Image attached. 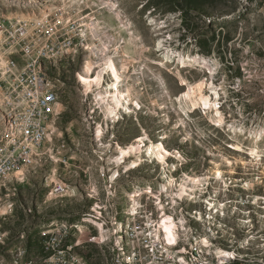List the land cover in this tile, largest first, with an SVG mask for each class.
Instances as JSON below:
<instances>
[{
    "label": "rangeland",
    "instance_id": "obj_1",
    "mask_svg": "<svg viewBox=\"0 0 264 264\" xmlns=\"http://www.w3.org/2000/svg\"><path fill=\"white\" fill-rule=\"evenodd\" d=\"M60 7L63 12L89 14L95 20L87 24L88 31L79 34L81 30H77L79 38L74 40L83 45L76 57H70L72 52L65 63L60 58L46 63V74L53 73L60 81L56 111L62 112L53 123L38 164L24 176L9 177L0 184V264H42V235L63 227L92 230L97 244H87L78 252L94 264H113L115 229L128 230L126 242L131 249L129 219L135 201L147 193L150 200L161 199L162 208L152 205L142 214L141 235L146 229L155 232L157 225L149 227L148 223L160 220L163 211L177 221L185 216L192 235H205L207 210L202 201L215 198L213 203L223 207L225 214L213 213L211 223L221 221L241 245L264 241V3L0 0V22H39ZM112 13L120 14L117 20ZM92 29L110 49L120 52L115 62L109 60L107 80L129 77L125 81L129 96L119 108L118 123H111L93 100L102 80L94 73L101 65L95 69L90 65ZM167 52L169 61L164 58ZM200 58L210 60L213 79ZM84 66L92 69L86 78L81 75ZM211 82L226 90V94L218 91L219 103L211 112V118L221 121L220 126L213 125L209 117ZM188 84L200 92L206 104L194 108L188 98L180 101ZM94 122L104 127L102 140L94 138ZM60 136L66 149L50 159ZM116 145L125 154L119 155ZM127 169L130 180L124 181L125 173L119 172ZM56 179H62L65 186L63 196L48 194ZM221 180L227 186L221 188ZM244 182L249 190H244ZM110 184H116L112 193ZM185 188L196 190L200 197L184 199L179 193ZM171 190L172 194L161 195ZM241 203L242 209L232 207ZM112 205L114 208L106 207ZM87 206L91 211L84 210ZM245 213L258 221L254 225L239 221L232 227L233 219L242 220ZM230 214L233 218L224 217ZM109 215H114L113 225L106 218ZM242 247L252 249V244ZM18 253L24 254L16 263Z\"/></svg>",
    "mask_w": 264,
    "mask_h": 264
},
{
    "label": "built area",
    "instance_id": "obj_2",
    "mask_svg": "<svg viewBox=\"0 0 264 264\" xmlns=\"http://www.w3.org/2000/svg\"><path fill=\"white\" fill-rule=\"evenodd\" d=\"M261 1L264 2V0ZM88 16L89 14L78 16L76 13L63 12L60 7L46 13L39 22H16L14 20L0 22V109H3V105H10V112H5V119H0L4 120V129H0V147H6V154L0 162V169L10 165L21 167L30 161L35 151H43L41 122L46 117L50 98L60 97L57 87V83L60 81L53 73L48 74L54 80V92H46L37 80L33 79V70L39 63H45L50 56H60V50L70 48L74 37H77V30L88 31L87 24H92L95 20H91ZM70 57H76V53H72ZM66 59L68 58H60V63H65ZM61 112L60 110L57 113L59 120ZM57 132L58 129L55 130V138ZM65 149L66 142L60 136L55 141L54 148H51V156L48 158L54 159L58 155L61 156ZM119 173H125L124 181L130 180V169ZM52 182L53 192H48V194L65 191L62 179ZM241 184L244 190L250 189L247 182ZM115 186L116 184H110L111 193ZM225 186L227 184L221 180V188ZM219 189L217 188V191ZM162 194H172V190ZM224 199H232V197H224ZM152 205L162 206L161 199L150 200L148 193L138 197L129 219V226L132 228V253L135 255V264H175L161 258L159 250H154L153 254L145 253V245L154 246V243H160L155 241V235L147 236V229L146 239H138L139 218L142 217V214H147V210L151 209ZM106 207L114 208L113 205ZM232 207L242 209V203L233 204ZM84 210L91 211L88 206ZM113 217L114 215L106 217L109 218L112 225ZM224 217L233 218L231 214L224 215ZM185 220L187 219L185 218ZM239 221H252L254 225L258 220L245 213L242 220L233 219L232 227H235L236 222ZM149 225H158V234L164 232V228H160L159 220H152ZM42 236L44 253L41 258L42 264H94L78 252L87 244H97L92 230H72L63 227L46 232ZM204 239V255L216 252L217 248L211 247V240ZM258 242L264 241H247L253 247H257ZM184 251L189 252V249ZM23 254L18 253L14 257V261L18 263ZM190 258L192 259V256ZM218 264L236 263L222 261Z\"/></svg>",
    "mask_w": 264,
    "mask_h": 264
},
{
    "label": "bare ground",
    "instance_id": "obj_3",
    "mask_svg": "<svg viewBox=\"0 0 264 264\" xmlns=\"http://www.w3.org/2000/svg\"><path fill=\"white\" fill-rule=\"evenodd\" d=\"M111 6L113 7L114 4L113 5L111 4ZM113 15H114L113 17L114 20H117L116 18L120 16V14L119 15L117 14V16L115 14ZM81 32L82 30L80 31L79 34H82ZM78 38L79 37H77V39ZM91 38L93 42L88 43V45L90 46V58H92V62L90 65L92 66L93 69H95V67H97L98 65H101V69L97 70L96 72L94 71V73L97 75V78H101L102 80L101 81L102 84L99 87V89L96 92H93V100L94 102H96L95 103L96 106L98 107L100 106V108L103 110L105 114V117L108 118L111 123L113 124L118 123L119 120H121V116L119 114V108L123 106L124 99L129 96V90L126 87V83H125V81L129 79V77H124L122 79H114L113 81L107 80L108 77L107 68H108L109 60H113L115 62L120 52L117 51V49L116 50L112 48L110 49V45L104 44L102 38H100L93 29L91 31ZM81 45L83 44L74 40L72 45H70V48H64L63 50H60V56H50V58L47 59L48 61L46 60L45 63H39L38 65H36L35 69L33 70V79L37 80L38 84H40L42 88L46 90V92H54V84L46 74V63L51 64L50 61H52L53 64L57 58H61V57L68 58L67 56H69L72 52L76 53L77 50L80 49ZM164 58L166 61H169L171 59V55H169V53L167 52L165 53ZM198 59L192 58V60H198ZM200 59L201 60L199 61L207 68L208 72L211 73L210 77L211 79H213V75H214L212 68L213 66L211 65L210 60L203 58ZM83 69H84L83 71L84 74L81 73V75L84 78H86V76L91 74L92 69L89 66H84ZM212 82L208 86V90H209L208 94L212 96V101L209 105L210 118L212 115L211 112L213 111L212 110L213 107L219 103L218 91L223 90V93L226 94V90L224 87L216 86ZM186 87H187L185 93L186 96L182 95L180 101L183 99L186 100V98H188L189 99L188 102L190 103V106L194 108L200 107L201 104L203 105L206 104L204 97L200 95V92L198 90H195L193 88V85L188 84ZM56 108H58V98H50L46 117L44 121L41 122L43 148L46 145V141L50 137L53 123L56 117L58 116ZM5 112H10V105H3V109H0V119H5ZM210 120L214 122L213 125L216 126L221 125V121L217 119L211 118ZM89 121H92L91 118H89ZM94 126H95L94 138H98L102 140L105 135L103 132V128H104L103 126H106V128L108 127L107 121L105 122V124H103V126L102 124H95L94 122ZM230 128H232L233 130L235 129L233 125H230ZM0 129H4V120H0ZM115 151L119 153V155H123L126 152L125 149L119 145H116ZM5 154H6V147H0V162L4 159ZM43 155L44 153H42V151H35L33 153V157H31L30 161L27 164L21 167H17V165H10L1 168L0 184L9 177H14L17 175L24 176V174H26L32 167L38 164V162L40 161ZM223 160L228 161L227 159H223ZM228 162L231 163L230 161ZM224 191H227V189ZM65 192L66 191H58L53 194L56 197H59V196H63ZM179 195L184 197V199L186 196L187 197L194 196V198L193 197L192 198L197 199V197L200 194L197 193L196 190L191 191L185 188L183 192L181 191V193H179ZM174 202L175 200H173V204ZM213 202H216L215 198L209 201L206 200V202L202 201V203H205L204 205L207 210V218L206 220L204 219L205 220L204 229L206 233L205 235L203 233V235L201 236H196V234L192 235L193 232L189 228V226H187L188 224L186 223L185 216L184 218L181 219L179 218L180 220L177 221L178 219L175 220L174 215L167 214L169 211L166 210L167 213H164V211L161 212L162 216L161 219L159 218L160 219L159 223H160V228H164V232H160V234H158V225H157V229L155 230V232L152 231V233H147V236L155 235V241H159L160 243H154V246L145 245V253L153 254L154 250H159V256H161V258L169 262H174L175 264H193V263L218 264L221 263L222 261L225 263H236V264H264V244L261 245L257 244V247L252 246V249L243 248L242 246H245L247 243L245 245H241L242 243L240 242L241 243L240 244L238 239L234 238V234L229 233L230 231H225V229L223 228L224 226L221 224V221L220 222L212 221L211 223L210 220L212 217L211 215L213 213L219 212L221 215L225 214L224 208L217 206ZM159 206L162 208L161 205ZM150 221L148 223L149 227L152 226L149 225ZM235 232L236 231H234V233ZM129 235L130 234L127 229H124L122 231L115 229V235H114L116 236L114 239L115 246L113 242L112 247L116 251V255L113 264H135V255L134 253H132L133 247L130 249V247L127 246V242H126L127 236ZM204 238L211 240V247L217 248L216 252H213L212 254L209 255H204V249H205ZM138 239H146V233L144 235L138 233ZM186 249H189V252H185L184 250ZM190 256H192V259L190 258Z\"/></svg>",
    "mask_w": 264,
    "mask_h": 264
}]
</instances>
